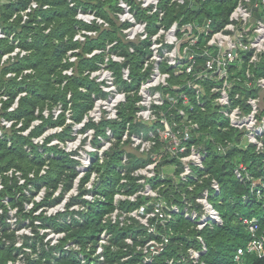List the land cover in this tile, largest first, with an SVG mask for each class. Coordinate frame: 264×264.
<instances>
[{
	"label": "built area",
	"instance_id": "built-area-1",
	"mask_svg": "<svg viewBox=\"0 0 264 264\" xmlns=\"http://www.w3.org/2000/svg\"><path fill=\"white\" fill-rule=\"evenodd\" d=\"M13 1L0 0V5ZM215 2L225 0H118L114 10L119 31L130 42L129 50L142 53L139 78L134 81L130 63L120 66L119 77L123 82H135L137 86L129 90L128 96V92L115 86V83L113 87L109 85L113 95L107 100V106L112 108L113 113L103 114L98 122L90 118L94 122L91 141L94 137L102 139L104 135L109 137V134L115 132L113 123H106L102 133L96 131L95 124H100L104 118L120 120V106H127L134 100L132 118L123 129L121 139L122 143L128 141L125 145L128 150L123 152L116 166L119 180L114 189L119 182L131 186L133 180L139 185V189L124 192L127 189L116 188L115 207L109 215L113 221L119 219L121 224L137 219L152 234L143 246V262L147 264L171 241L173 223L178 215L192 222L199 230L223 223V217L210 194V189L216 196L222 193L216 178H212L210 187H205L193 200L186 199L178 186L182 183L187 185L188 191L194 190L200 174L206 171L210 143L218 153L225 155L227 147L232 144L228 141L225 145L217 140L211 132L212 125L203 127V117L214 114L215 124L219 129L232 127L242 134L240 144L243 143L244 147H263L264 112L260 107L259 92L264 89V0H236L226 15L222 9L213 6ZM37 4L33 0L27 8L21 10L24 21ZM81 14L87 19L93 18V22L99 25L110 27V22L103 17ZM92 34L84 35V40H75L84 42ZM6 36L0 23V39ZM110 42L118 48L111 55V62H124L126 56L121 53L118 39L114 38ZM135 43H139L141 48ZM17 48L4 53L1 62L10 55L18 54ZM22 53L23 51L21 55ZM77 60L78 56L73 61ZM74 68L75 65L72 71ZM111 71L113 77H116L115 70ZM101 106L98 101L91 114H102ZM224 122H228V125H223ZM115 136L118 140L116 132ZM117 140L113 143L108 141L103 150L108 154ZM235 144L238 145V142ZM129 150L137 151L147 159L141 158L134 162L133 157L127 153ZM92 153L101 161L108 157L101 158L97 150H89L85 164L76 168L78 175L72 188L64 193L58 204H54L50 211L47 210L49 214L61 211L60 209L66 210L72 194L80 192L81 178L93 162ZM159 154L161 158H158ZM89 161L90 164H87ZM164 164L174 167L172 174H167V170L162 167ZM128 172L132 176H127ZM233 172L238 179L252 182L251 192L259 197L264 194V180L255 182L254 175L244 161L237 163ZM98 177V171L93 170L85 185L88 191L84 198H104L99 190L97 193L92 190L93 182ZM168 182L176 186V191L183 195V199L171 200L161 192ZM100 184H103L101 180L98 185ZM74 190H78L77 193H72ZM89 191L94 193L91 199L86 196ZM139 198V204L130 205L138 202ZM4 201L8 204L9 198H4ZM80 208H83L80 203L70 206V209ZM120 212L130 214L132 220L125 221L120 218L121 215L116 216ZM241 219L250 236L245 245L238 247L235 259L240 260L245 252L264 256V232L260 230L259 221L256 217L249 216H241ZM42 230L44 229L41 228L42 233H46L45 240H50L51 244L59 241L53 242L51 237L47 238V231ZM106 232L107 229L102 232L99 243L106 242L102 240ZM56 233L59 234V239L64 235L62 231ZM198 239L201 247L192 244L188 248L189 258L194 264H207L201 258L207 250V244L201 235ZM127 240L131 241L128 237ZM25 248L30 250V247ZM101 249L102 246L98 245L97 253ZM172 260L169 261L172 263ZM14 264H26V261L22 263L17 258Z\"/></svg>",
	"mask_w": 264,
	"mask_h": 264
},
{
	"label": "trees",
	"instance_id": "trees-1",
	"mask_svg": "<svg viewBox=\"0 0 264 264\" xmlns=\"http://www.w3.org/2000/svg\"><path fill=\"white\" fill-rule=\"evenodd\" d=\"M32 1L14 0L10 4L0 5V23L7 33L6 37L0 39V97L3 93L8 95L7 100L0 108V175L13 165L25 170L26 174L25 182L6 180L0 189V205L5 213L7 203L4 198L8 197L9 202L16 198L19 205V218H29L34 233L33 239L27 240L20 247L15 242L10 244L0 238V264H10V261L14 264L19 256V250L22 248L27 254L26 264H98L102 255L105 256L103 264H147L143 262L145 254L143 246L152 237V234L148 233L137 219L121 224L119 219L113 221L109 215L115 207L114 187L119 180L116 166L120 162L123 152L128 150L125 146L128 141L122 143L121 139L123 129L132 118L134 100L120 109L122 116L120 120L112 121L104 118L100 124H95L96 131L102 133L106 123H113L118 140L108 151V157L103 161L96 159L95 153H92L93 162L90 169L81 178L80 192L70 198L66 210L52 214L48 213V207L60 202L64 193L72 188L75 177L78 175L77 169L73 166L66 168V164L61 159L56 158L50 161V166L45 173H40L41 167L46 162L45 156L38 148L41 144H36L31 139V142L38 146L34 145L35 148L31 149L32 155L23 149L15 148L19 145L16 129L1 123V116L12 113L7 109L9 99L10 101L13 100L21 89L26 90L27 94L20 97V106L16 111H23L29 116H34L37 105L44 107L48 104L52 108L59 100L64 101L63 106L66 108L69 91L72 92L71 98L74 101L73 112L75 116H82L83 113L90 110L93 100L89 93L79 88L80 82L87 84L92 80L89 75H84L85 68L96 61L97 54L87 56L84 51L90 41L98 40L100 44H103L107 37L106 34L109 36V33L111 40L117 38L121 53L126 56L124 62L118 63L119 73L120 66L130 63L134 81L139 78L142 53L129 50L130 42L120 33L117 22L113 24V27L98 26L95 23V26L101 29L98 36H88L84 42L73 40L71 37L68 43L65 37L67 33L72 31V23L75 19L74 9L68 5L67 0H36L37 6L32 8L29 17L24 21L21 10L27 8ZM82 1L86 9L98 7L107 18L111 21L114 19L111 9L117 7L118 0ZM235 2L236 0H225V2L213 3V6L222 9L226 15L233 8ZM39 17L45 19L46 24L43 25V20H40ZM10 33H13L14 38L19 39L18 44H22L23 48L29 49L30 52L23 55L18 53L13 60L9 58L1 62V56L14 50L17 46L11 42ZM30 36L31 39H29ZM76 44L83 45V49L78 52V60L71 63L75 65L73 73L64 75L62 69H59L64 51L68 46ZM136 45L141 48L139 43ZM23 65L26 68L32 67L34 69V77L33 74L27 73L19 78V72ZM9 71L15 72V75H8ZM54 73H56V77L53 81L52 74ZM66 77L68 82L62 88L61 82ZM56 81L59 85H56ZM127 107L131 110L130 113L127 112ZM215 118L214 114H206L203 117V127L212 125L211 132L217 140L222 141L225 145L228 144V141L232 144L227 147L226 155L218 153L214 149V145L209 144L211 147L209 156H212L211 158L208 156L206 170L211 178H216L220 183L223 194L222 202H217L215 205L223 217V223L199 230L207 244V250L201 258L207 264H264V256L259 257L251 252H245L240 260L235 259L238 247L245 245L250 236L241 216L256 217L261 232H264V194L259 197L256 193L251 192L252 182L238 179L233 172L234 166L240 161H244L254 177H261L260 179L263 178L264 180V136L262 149L258 150L252 145L238 146L235 143L240 140L242 134L237 133L232 127L226 130L219 129L215 124ZM225 124L228 125V122L223 123V125ZM9 138L13 140L12 146L9 144ZM141 158L147 159L143 154L134 151V162ZM33 168L36 169L31 176L30 173ZM67 170L68 173H66ZM93 170L98 171L99 177L93 182L92 190L96 193L99 190L104 194L103 199L99 196H95L93 200L84 198V194L88 191L85 185ZM100 180L103 184L98 185ZM61 183H64V188L59 193H55ZM29 184H32L35 193L43 187L46 189L42 200L31 208H27L24 200L26 187ZM244 195H247V198H244ZM140 200L139 198L138 202H132L130 205L134 204L135 206L139 204ZM74 203H80L83 208L70 209ZM127 207L129 208L128 205ZM191 224L192 222L182 215H178L173 223L171 241L148 264H168V261L174 256L179 257L182 249H185L181 243L187 240L188 235L184 230ZM44 226L52 227L55 231H62L64 235L57 243L50 244V240H45L46 233L41 232V227ZM105 229L113 234L111 242L104 246V251L101 254L97 253V249L101 234ZM4 231L3 229L2 232ZM129 236L132 238V242L126 241ZM40 241L43 243L41 246L39 245ZM68 244L70 245L67 246ZM113 245H116V249L112 248ZM193 245L198 248L201 247L200 240L196 238ZM28 246L30 250L25 248ZM33 252L37 255L33 256ZM179 259V263L174 262L173 264H192L191 260L187 261L181 256Z\"/></svg>",
	"mask_w": 264,
	"mask_h": 264
},
{
	"label": "rangeland",
	"instance_id": "rangeland-1",
	"mask_svg": "<svg viewBox=\"0 0 264 264\" xmlns=\"http://www.w3.org/2000/svg\"><path fill=\"white\" fill-rule=\"evenodd\" d=\"M68 5L74 9V22L72 23V31L70 33H67L65 39L69 43L70 38L72 37L73 40L75 39H81L84 40V35L92 34L93 36H96L100 34L101 29L98 26H95V22H93V18L87 19V17H83L84 15H94L97 17H103L107 21L110 22V27H113L114 23H116L117 19L115 16V8L113 9V15L114 19L111 21L109 18L106 17V15L103 14V11H101L98 7L93 8H85V5L83 6L82 0H67ZM87 10V11H86ZM112 11V10H111ZM42 21V24H46V20L42 17H39ZM97 22V20H96ZM97 24V23H96ZM50 28V27H49ZM48 29V27H47ZM12 36H10V40L12 43L17 44L16 47L17 51L21 55V52L23 51V54H27L30 52L29 49L23 48L22 44L19 43V39H16L13 37V33H10ZM103 34V33H102ZM105 42L103 44H100V42L97 41H90L89 44L86 45V49L84 50L86 52V55L92 56V54L96 55V61L91 63V66H87L84 70V75H89V77L92 79L87 84H84L83 82L79 83V88L83 90L86 93L90 94V97L93 100V105L90 110L83 113L82 116L78 115L75 116L73 112V105L74 101L71 98V91L68 92L67 95V107L65 108L63 106L64 101L59 100L56 105H54L52 108L46 104L44 107H41L40 105H37L36 110L34 112V116H29L25 112H19L16 111L17 108L20 106V97L25 96L27 94L26 90H22L16 95V97L8 102L7 109L12 111L11 114L6 116H1V123L6 124L7 126H13V128L16 129V138L19 142V145H17L15 148L23 149L25 152L32 155L31 149L35 148L34 145H39L40 151L43 153V155L46 158V162H44L43 167H41L40 173H45L48 167L50 166V161L56 158L61 159L64 164H66V168L68 166H73L75 168L81 166L84 163V160L86 159V154L89 150H97L99 152V157H107L108 154L103 150V147L106 145L108 141L117 140V137L115 136V132L108 135H104L102 139L98 137H94L91 141V137L93 135V128H91L94 125V122L90 121L91 119L98 122L103 114H110L113 113L112 108H109L107 106V100L110 98L111 95H113V90H109V88L113 87V83H115V86H119L121 90L127 91L128 96L130 93V89L137 86L135 82H126L124 83L123 80L119 77V65L117 63L111 62V55L114 52H117L118 48L116 45H111V38L110 33L109 36L106 34ZM31 39V36L29 37ZM83 49V45H73L68 46L64 51V56L61 59V64L59 66V69H62V73L65 74H72L73 70V64L72 61L76 59L78 56V51ZM6 56V55H5ZM4 56V57H5ZM17 54L10 55L9 58L13 60ZM3 57V56H1ZM8 58V59H9ZM7 60V59H5ZM111 70H115L116 77H113L111 74ZM31 73L34 77V69L32 67L26 68L24 65L21 68V71L19 72V78L23 77L25 74ZM98 74V75H96ZM104 74V77L101 76ZM8 75H15V72L9 71ZM53 81L56 77V73L52 74ZM68 82V78H64L63 82H61V87L63 88L66 83ZM56 85H59L58 81H56ZM112 86V87H109ZM106 88V89H105ZM119 89V90H120ZM8 95L6 93H3L0 97V108L2 107L5 100H7ZM259 98H260V107L263 109L264 112V89L259 92ZM100 101L102 104V114H91V112L94 110L97 102ZM124 106H120V109ZM43 108V109H42ZM127 112L130 113L131 110L127 107ZM104 112V113H103ZM120 114V113H119ZM89 118L87 119V117ZM84 117V118H83ZM91 118V119H90ZM87 122V124L85 123ZM85 123V124H84ZM110 127V126H108ZM31 136V138H30ZM31 139L36 144H33L31 142ZM238 141V146H243V143L240 144V140ZM48 142V143H47ZM13 140L12 138H9V144L12 146ZM46 143V144H44ZM72 143V145H69ZM244 147V146H243ZM263 148V147H262ZM261 148V149H262ZM259 150V149H258ZM104 151V152H103ZM130 157H134V152H127ZM212 156V155H211ZM211 156H209L211 158ZM160 154H159V157ZM209 158V159H210ZM101 161V159H98ZM90 164V161L87 163ZM159 167V166H158ZM165 170H167V174H172L174 167L172 165L164 164L162 166ZM35 169L33 168L31 170L30 175L33 176L35 173ZM71 172V171H70ZM252 172V171H251ZM68 173V170L66 171ZM132 174L128 172L127 176ZM134 179H136L133 176ZM261 177H255V182H260L259 179ZM211 176L207 172V170L200 174L198 181L194 185V190L192 192L188 191V187L186 184H178L180 190L183 194L186 195V199L193 200L195 196L200 194L202 190L205 187H210L211 183ZM263 179V178H262ZM6 180L10 181H17L19 183L26 181V174L25 170L17 167V166H9L5 173L0 175V186H2ZM167 182V181H166ZM139 183V181H138ZM177 184V183H176ZM64 188V183H61L60 188L57 190L56 193L62 191ZM118 189H127L124 192L128 190H136L139 189V185L137 186V183L135 180L132 181V185H124L121 182L118 183L116 186ZM115 188V189H116ZM191 190V189H190ZM78 190H74L72 193H77ZM67 192V191H66ZM161 192L164 193L167 198L171 200H181L183 199V195L179 194L176 191V186L172 182H168L164 187H162ZM46 193L45 187L39 191L34 192V187L32 184H29L26 187V198L25 203L27 208H31L37 203H39L42 198L44 197ZM100 194V193H98ZM211 194V200L215 203L222 202V196L223 194H218L216 196V193L210 189ZM19 195V194H18ZM69 195V193H68ZM76 195V194H72ZM87 197L90 199L93 198L94 193L93 191H89L86 194ZM69 197V196H68ZM11 198V197H10ZM68 200V199H67ZM69 201V200H68ZM58 204V203H57ZM56 205V204H55ZM55 205L49 206L48 211ZM2 206L0 205V238L3 241H6L7 243L15 242L18 247L22 246L24 242L31 241L34 237L33 233V225L29 218H19L18 215V202L17 199L10 200V202L7 204V211L4 213L2 211ZM62 211V209H60ZM58 212V211H57ZM53 211V213H57ZM120 216L123 220H132V216L127 213H118L116 216ZM212 227V226H211ZM42 229L47 231V238L51 237V240L53 242H57L59 240V234L56 233L55 230H53L52 227H41ZM5 230L2 232V230ZM42 230V231H44ZM184 232H186L187 240L182 241L181 246L185 247V249H182V252L180 254L182 259H185L187 261L190 260L188 248L195 243L196 238H198L199 235V229L196 228L194 224H191L190 227H186ZM111 232L105 233V238L100 241L99 245L102 246L101 253L104 251V246L109 244L111 242L112 237ZM173 235V234H172ZM46 236V235H45ZM128 238L131 239V241L127 240V242H132V238L129 236ZM189 239V240H188ZM43 243L40 241L39 245L41 246ZM51 244V243H50ZM189 244V246H188ZM188 246V248H187ZM29 248V247H27ZM113 249H116V245H113ZM37 253L33 252V256H36ZM27 254L25 252V249L22 248L19 250V256L18 259H20L23 263L25 260ZM145 256V255H144ZM143 256V258H144ZM179 256V257H180ZM177 256L173 257V262L168 261V264H173L174 262L179 263L180 259ZM127 258V257H125ZM123 258V259H125ZM105 260V256L102 255L99 258L98 264H103ZM193 264V262H191Z\"/></svg>",
	"mask_w": 264,
	"mask_h": 264
},
{
	"label": "bare ground",
	"instance_id": "bare-ground-1",
	"mask_svg": "<svg viewBox=\"0 0 264 264\" xmlns=\"http://www.w3.org/2000/svg\"><path fill=\"white\" fill-rule=\"evenodd\" d=\"M112 103V102H111Z\"/></svg>",
	"mask_w": 264,
	"mask_h": 264
}]
</instances>
